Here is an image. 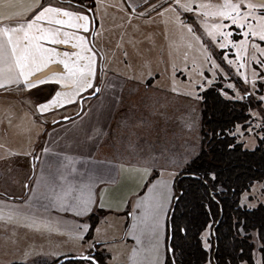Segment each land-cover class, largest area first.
Masks as SVG:
<instances>
[{"label":"crops","instance_id":"obj_1","mask_svg":"<svg viewBox=\"0 0 264 264\" xmlns=\"http://www.w3.org/2000/svg\"><path fill=\"white\" fill-rule=\"evenodd\" d=\"M84 1L88 3V0ZM166 1H169L167 6L159 8L161 0H94V16L97 19L94 26V16L84 6L63 0H39L44 6L69 11L74 17H87L86 21L72 19V23L85 24L87 31L40 22L42 27H60L62 33H69V43L66 44L39 41L43 47L54 48L59 53L55 62L29 77L35 84L33 87H29L22 76L18 82H10L0 76V84H3L0 87V130L6 125L1 120L6 119L10 124V119L16 118L11 116L14 114L21 119L30 115L29 122L34 127L31 130L25 126L21 133L11 134V138L0 131V191L7 193H0V204H10V211L2 219L10 224V237L31 241L24 244L25 251L31 247L32 254L36 251L47 254V247L43 245L45 241L53 242L59 237L66 239L67 248L61 245L57 251L49 252L54 257L67 253H88L94 246L91 242L95 241L94 238L86 240V233L91 226L89 219L99 206L106 211L93 229L98 241H103L102 244L111 251L112 261L116 264H165L167 219L173 194L171 167L161 165L159 158L148 151L149 147L144 150L142 145V142L152 140L154 136L148 121L156 92L151 85L141 80H133L112 70L102 71L100 60L101 54H106L103 46L107 43L108 29L103 28V22L108 20L111 11V8L107 11L109 4L113 3L119 11L130 15V22L138 16L144 18L152 15L157 10L170 14L172 0ZM195 1L179 0V5L191 8ZM36 3L37 0H0V14L12 18L0 20V26L6 23L15 26L16 23L30 20ZM16 13L23 15L16 16ZM98 14L101 15L98 17ZM125 29L130 31L132 38L139 35L135 32L139 29L133 24L125 25ZM19 39L23 46V33L19 34ZM124 45L129 52H136L133 47L135 41ZM64 53L68 56L65 57ZM84 57L90 58L92 87H85L81 81L80 88H77L60 61L68 63L70 68H79L89 63ZM4 67L6 65H0V68ZM41 79L45 82L39 83ZM47 83H51L53 88L49 95L42 92ZM97 84V94L88 100L85 98L81 113L67 120L48 123L46 126L30 111L33 103L39 105L42 101L51 102L59 92L60 105L56 108L54 118L75 113L80 107V97L91 93ZM31 89L41 92H35L32 97ZM6 110H11L10 117L5 116ZM44 127H47L44 140L35 158L37 170L31 178L32 186L24 192L23 182L31 172L34 147ZM88 165L101 167L104 178L86 180L84 170ZM16 174L23 175L18 178V184L13 178ZM81 175L83 177L79 179ZM53 178L58 182L51 183ZM55 184L57 187L62 184L60 190ZM85 190H91L92 195L86 194ZM66 191L70 195L65 196ZM110 211L115 215L114 220L120 222L119 238L110 236L109 228L113 224L106 222L110 227L106 223L101 224L104 217L110 220Z\"/></svg>","mask_w":264,"mask_h":264},{"label":"rangeland","instance_id":"obj_2","mask_svg":"<svg viewBox=\"0 0 264 264\" xmlns=\"http://www.w3.org/2000/svg\"><path fill=\"white\" fill-rule=\"evenodd\" d=\"M172 1L170 14L157 10L152 15L144 18L138 16L136 20L130 22L128 21L130 15L123 13L121 9L119 11L113 3L109 4L107 11L109 12L110 8L111 11L108 13V20L103 22V28L108 29L107 43L103 46L106 54H101L102 65L100 60V69L104 72L110 70L119 72L133 80H141L154 88L156 93L148 121V124L151 125L150 128L152 131L154 130V136L152 140H147L150 141L149 143L145 140L142 145L145 147L144 150H148L149 147L148 151L159 158L161 165L166 164L171 167V178H174L184 163L198 151L200 146V91L220 76L223 77L221 81L226 87L224 92L226 96L239 99L244 96L259 99L260 104H256L251 109V119L245 130L237 131L239 138L243 139L248 147L253 148L256 145V135L259 133L257 129L264 124L263 112L259 108V105L264 108V99H262L264 97V54H261V49H264V41H261L258 35L249 34L245 37L243 33L249 31L250 27L257 32L261 30L264 21H261L260 18L264 15V9L259 7L260 0H227L228 3H241V12L252 13L247 21H241L245 25L241 28L233 24L231 19L213 14L220 10V6L226 0L222 2L220 0L207 2L196 0L192 4L193 7L190 8L191 11L180 6L176 2L177 0ZM161 2L159 8L167 6L169 1L161 0ZM249 3L255 5V8H248ZM201 5L205 7H201ZM104 6L106 7L105 4ZM113 8L114 10H112ZM100 15L98 14V17ZM132 24L139 29L135 30L139 34L136 38L130 37V31L125 29V25L132 26ZM215 25H219V28L214 27ZM209 32L212 33L211 36ZM229 32L231 35L226 39L220 38V33ZM228 40L232 43L228 44L227 47H220L221 44H226ZM133 41H135L133 46L136 49L135 53L129 52L124 45L126 42L132 43ZM241 64L244 66L241 67ZM50 84L47 83L45 90L40 88L43 90V94L49 95L53 91ZM35 92L41 91L31 89L30 95L33 97ZM90 98L88 96L85 100ZM42 102L39 105L33 103V109L30 111L38 116L40 123H43L41 119L53 121L56 108L60 102L43 112L40 111L39 106L50 102L49 100ZM10 111L4 112L7 113L6 117H10ZM11 116L16 117L10 119V124L12 122L13 124L10 125L6 119H3L1 122L5 121L6 125H3L0 130L2 133L9 134L10 138L14 132L21 133L25 126L30 127L31 130L34 129L33 124L29 122L30 118L28 117L30 115H26V118L23 119L16 114ZM33 164L34 175L37 170V161ZM100 169L102 168L99 166L96 168V165H88L84 170L85 179L88 181L103 179ZM31 173L32 167L29 176L23 182L24 192L32 186V179L29 181ZM8 176L10 178V174ZM22 176V174L13 176L16 184H18V178ZM82 177L83 175L79 179ZM50 182L58 181L53 178ZM55 185L57 187V184ZM61 187L62 184H59L57 190H60ZM90 191L85 190L86 194ZM246 193V203L256 205L260 200H264V183H256ZM0 208H3V210L0 209V264L30 261H33L32 264H48L56 259L49 252L57 251L61 245L67 248L65 246L66 239L57 237L55 241H45L43 244L47 247V254L43 251H36L32 254L31 247L25 251L24 244L31 241L10 237V224L2 219V216L10 211V204H0ZM104 211L106 210L103 207L97 206L95 221L89 219L91 226L86 233V240L89 241L94 238L95 241L91 244L99 240L96 238L93 228L100 223ZM113 214L110 211V220L104 217L101 224L106 222L113 224V227H110L106 223L110 227V236L119 238L121 236H119L120 222L118 219L114 220L115 215ZM107 225L106 227H108ZM36 240L38 241V239ZM68 248L72 249L71 246ZM99 248L107 255L106 264H116L112 261L111 251L104 244H101ZM66 255L76 254L67 253L62 256ZM84 262L92 264L88 259H85ZM258 262L256 261L255 264H259ZM240 264L244 263L241 262Z\"/></svg>","mask_w":264,"mask_h":264},{"label":"trees","instance_id":"obj_3","mask_svg":"<svg viewBox=\"0 0 264 264\" xmlns=\"http://www.w3.org/2000/svg\"><path fill=\"white\" fill-rule=\"evenodd\" d=\"M63 1L84 6L94 16V0ZM222 78L200 91V146L172 179L165 264H255L257 259L264 264V200L256 205L245 201L246 192L256 183H264V124L257 129L253 148L237 132L245 130L251 109L260 101L246 96L240 99L226 96ZM100 81L101 78L98 84ZM259 108L264 116V108L261 105ZM81 111L72 113L71 117ZM41 120L46 126L53 123ZM46 128L34 147L33 162ZM33 162L29 181L33 177ZM210 174L215 175L214 180ZM95 215V211L90 215L93 221ZM102 243L96 241L88 254L100 264H106L107 255L99 248ZM205 243L210 247L206 248ZM84 260L70 259L62 264H78Z\"/></svg>","mask_w":264,"mask_h":264},{"label":"snow or ice","instance_id":"obj_4","mask_svg":"<svg viewBox=\"0 0 264 264\" xmlns=\"http://www.w3.org/2000/svg\"><path fill=\"white\" fill-rule=\"evenodd\" d=\"M179 3V0H177ZM186 7V6H185ZM201 7H205L201 5ZM241 3H228L226 2L220 6V10L213 13L220 17H227L231 19L233 24L238 25L243 28L245 25L241 21H247L248 18L252 15L251 12H241ZM248 8H255V5L249 3ZM259 7L264 9V0H260ZM186 10L191 11L192 9L187 8ZM207 14V13H205ZM16 16L23 15V13H16ZM59 17H68V20L61 19ZM86 21L87 17L76 15L69 11H63L60 8L44 6L42 3L37 0L35 10H33V16L30 20H27L23 23H16L15 26L11 24H4L0 26V65H6L4 68H0V76H4L10 82L19 80V77L24 78V82L29 86H35L34 82L29 79L30 76H34L36 72H42L44 68L48 67L49 63L55 62V57L59 55L54 48H45L39 41L50 42L51 44H66L69 43L67 37L69 33L61 32L60 27H42L40 22H47L49 25H67L70 28H83L87 31L85 24H75L72 23V19ZM12 19L11 17H6L0 14V20L8 21ZM261 21H264V15L261 16ZM214 27L219 28V25ZM33 30L35 32L33 33ZM191 30V29H190ZM23 33V46L19 39V34ZM259 36L261 41H264V26L261 30L257 32L253 28H249V31L244 32L245 37L249 36ZM14 35L17 37L14 39ZM211 36L212 33L209 32ZM220 38L226 39L231 33H220ZM83 39V38H81ZM35 41V43H34ZM230 40L226 44H221L220 47H227L228 44H231ZM235 47V45H233ZM261 54H264V49H261ZM64 56L67 57L68 54L64 53ZM77 59H80L77 56ZM83 59L89 60V63L84 64V66L79 68H70L68 63L65 61H60L64 64V68L68 70V78L73 79L77 88H80V82H83L85 87H92L91 76L92 70L90 67V58L84 57ZM232 63V61H229ZM241 67L244 65L241 64ZM34 68V71H33ZM63 78V77H61ZM44 80H39V83H44ZM3 84H0L2 87ZM231 87V85H229ZM80 90H83L82 88ZM98 91V89H96ZM60 93H56V99H53L50 103H45L39 106L40 111L47 110L50 106L59 104ZM264 99V97H262ZM211 179H215L214 174H210ZM63 179V177H61ZM65 196L70 195V192L66 191ZM211 226L209 225V228ZM242 230V229H241ZM205 247H210L205 243Z\"/></svg>","mask_w":264,"mask_h":264},{"label":"water","instance_id":"obj_5","mask_svg":"<svg viewBox=\"0 0 264 264\" xmlns=\"http://www.w3.org/2000/svg\"><path fill=\"white\" fill-rule=\"evenodd\" d=\"M95 26V25H94ZM91 39L93 41V34L91 35ZM101 65H102V60H101ZM96 89L99 90V85L97 84L94 88V90L91 92V93H88V94H84L80 97L79 99V102H80V107H79V111L82 110L83 108V101H84V98L85 97H88V96H94L97 94L98 91H96ZM71 114H68V115H64V116H61V117H57L53 120V123H56L60 120H67L69 118H71ZM70 259H88L90 261H92L94 264H100L98 262V260L92 255V254H88V253H85V254H76V255H66V256H63L61 257L59 260H57L56 262L52 263V264H62L63 262L67 261V260H70Z\"/></svg>","mask_w":264,"mask_h":264}]
</instances>
